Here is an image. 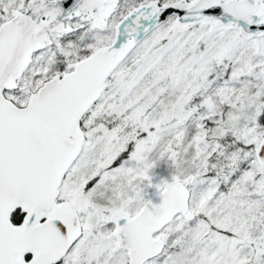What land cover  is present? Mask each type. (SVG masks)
Returning <instances> with one entry per match:
<instances>
[{
	"label": "snow or ice",
	"instance_id": "snow-or-ice-1",
	"mask_svg": "<svg viewBox=\"0 0 264 264\" xmlns=\"http://www.w3.org/2000/svg\"><path fill=\"white\" fill-rule=\"evenodd\" d=\"M0 264H264V0H0Z\"/></svg>",
	"mask_w": 264,
	"mask_h": 264
}]
</instances>
